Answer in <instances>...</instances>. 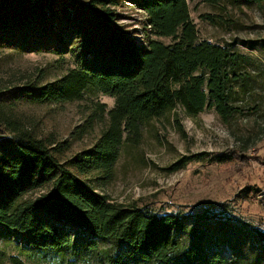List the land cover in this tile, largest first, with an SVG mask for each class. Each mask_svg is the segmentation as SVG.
Wrapping results in <instances>:
<instances>
[{
	"label": "trees",
	"instance_id": "1",
	"mask_svg": "<svg viewBox=\"0 0 264 264\" xmlns=\"http://www.w3.org/2000/svg\"><path fill=\"white\" fill-rule=\"evenodd\" d=\"M126 4L146 16L145 43L119 24ZM241 4L264 16V0ZM210 22L222 24L215 16ZM0 49L69 56L74 64L57 81L0 94V228L20 248L11 264H82L85 253L97 264L227 263L221 252L209 251L207 230L200 232L217 213H197L189 229L183 214L154 203L120 204L101 191L113 181L122 151L140 146L154 121L178 110L189 118L214 110L224 120L241 111L236 105L250 89L248 59L201 41L188 0H0ZM99 94L114 106L93 99L72 141L38 134L6 102L59 105ZM97 129L91 148L68 155L73 141ZM236 155L211 160L228 164ZM196 159L203 158H183L167 171ZM256 236L264 243V233ZM233 240L217 243L232 247L234 264H264L263 247L243 243L250 247L243 255ZM101 242L111 247L100 249Z\"/></svg>",
	"mask_w": 264,
	"mask_h": 264
},
{
	"label": "rangeland",
	"instance_id": "2",
	"mask_svg": "<svg viewBox=\"0 0 264 264\" xmlns=\"http://www.w3.org/2000/svg\"><path fill=\"white\" fill-rule=\"evenodd\" d=\"M241 1L188 0L201 41L230 46L248 59L250 89L236 105L241 111L224 120L214 110L196 118L178 110L154 121L146 128L140 146L122 151L113 181L101 190L120 204L154 203L159 210L183 214L190 218L189 229L198 218L197 213L206 209L210 214L217 213L209 216L200 232L207 230L209 251L221 252L226 264H234L235 253L232 247L218 244L219 240L231 241L232 237L237 251L244 250L243 255H248L246 249L250 248L243 243L264 248L256 236L264 233V16ZM119 13L123 16L119 21L121 26L134 34L142 31L145 17L141 10L126 4ZM212 16L222 24L210 22ZM162 41L171 43L170 39ZM73 67L69 56L0 49V94L29 83L44 86L57 81ZM93 99L110 109L114 106V99L102 94L59 105H33L11 98L6 102L38 134H54L60 141H72L73 133L84 124L86 108ZM98 135L97 129L83 140L73 141L68 155L91 148ZM232 152L237 155L228 164L211 160ZM196 156L203 159L188 161L177 172L167 171L179 160ZM181 240H187L185 234ZM110 247L111 243H99L100 249ZM19 250L12 237L0 228V264H11L9 257L19 254ZM81 258L82 264H97L91 253Z\"/></svg>",
	"mask_w": 264,
	"mask_h": 264
},
{
	"label": "built area",
	"instance_id": "3",
	"mask_svg": "<svg viewBox=\"0 0 264 264\" xmlns=\"http://www.w3.org/2000/svg\"><path fill=\"white\" fill-rule=\"evenodd\" d=\"M143 12V11H142ZM143 14H144V12H143ZM143 17H145V19H146V16H145V14H144V16ZM142 21V20H141ZM142 29V28H141ZM148 29H151V27H149ZM132 38H133V40L135 41V42H137V43H145V35H144V33H143V31H141L140 33H138L137 32V34H132Z\"/></svg>",
	"mask_w": 264,
	"mask_h": 264
}]
</instances>
